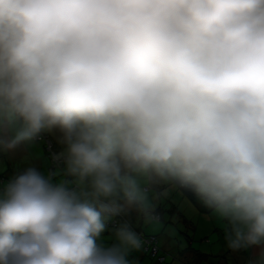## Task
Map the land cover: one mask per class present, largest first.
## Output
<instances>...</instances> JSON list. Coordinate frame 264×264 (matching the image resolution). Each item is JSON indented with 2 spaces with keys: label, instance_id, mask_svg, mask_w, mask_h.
<instances>
[{
  "label": "clouds",
  "instance_id": "1",
  "mask_svg": "<svg viewBox=\"0 0 264 264\" xmlns=\"http://www.w3.org/2000/svg\"><path fill=\"white\" fill-rule=\"evenodd\" d=\"M0 264H135L169 190L264 264V0H0ZM111 232V235H105Z\"/></svg>",
  "mask_w": 264,
  "mask_h": 264
},
{
  "label": "rangeland",
  "instance_id": "2",
  "mask_svg": "<svg viewBox=\"0 0 264 264\" xmlns=\"http://www.w3.org/2000/svg\"><path fill=\"white\" fill-rule=\"evenodd\" d=\"M9 166L8 161H3L0 175ZM157 209L161 216L160 222L155 226L144 225L149 232L146 234H156L161 229L158 233L162 236L161 251L158 257L147 255L146 264H159L158 258L163 254H167L165 256L168 261L164 264H178L184 254L188 259L192 258V261L194 258L195 261L199 260L201 264H235L232 262L233 252L224 249L215 219L201 215L195 205L176 188L170 189L167 198L158 202ZM140 223L143 224L142 221Z\"/></svg>",
  "mask_w": 264,
  "mask_h": 264
},
{
  "label": "crops",
  "instance_id": "3",
  "mask_svg": "<svg viewBox=\"0 0 264 264\" xmlns=\"http://www.w3.org/2000/svg\"><path fill=\"white\" fill-rule=\"evenodd\" d=\"M51 139L53 140L52 137ZM3 161L9 162V165H10L9 167L12 169L13 173L16 171L17 167L23 165V163H29V162L34 163L35 165L41 168L50 166V163L45 155L44 147L42 144H39V143H34L33 145H30L26 148H22L13 158L9 159L8 157H5ZM204 216H208L209 218L212 217L211 214L204 215ZM127 218L130 220V222L136 229L141 230L144 233H149L148 230L145 228V225L140 223V220H138L135 214ZM160 230H157L156 234H152V235H159L158 233H160ZM160 240H162V236H160ZM166 248L167 247H165V249ZM224 249L228 250L226 247H224ZM136 254L138 253H135L133 255H136ZM230 257L231 256L229 255L228 258ZM247 257L248 255L246 253H232V258H233L232 262L235 264H248ZM243 258L245 259L243 260ZM194 259L192 261V258L188 259L184 254L182 258L180 257L178 264H193L196 262ZM133 260L135 261V264H146L145 263L146 257H143V256H140V258L138 259L134 257ZM197 264H201V263L197 262Z\"/></svg>",
  "mask_w": 264,
  "mask_h": 264
},
{
  "label": "trees",
  "instance_id": "4",
  "mask_svg": "<svg viewBox=\"0 0 264 264\" xmlns=\"http://www.w3.org/2000/svg\"><path fill=\"white\" fill-rule=\"evenodd\" d=\"M35 143H40V144L43 145L44 151H45V155H46L47 159L50 157L51 153L56 149V145H55L54 141L51 139L50 136H47V135H45L42 138L38 139ZM49 144L51 145V148H50L51 150H49ZM49 167H51V165ZM13 174L14 173H13L12 169L9 167V169H7L3 174L0 175V181H6L8 179V177H10ZM176 190L179 193H181L192 204H194L195 207L197 208V210L200 212L201 215H208V214H210L200 204V202L196 199V197L191 192L183 191V190H180L178 188H176ZM124 219H127L130 222V220L127 217H117V219H116L115 222L118 223V222H120V221H122ZM134 229L137 231V233L139 235H141V237L143 238V240H144L145 243H144L143 249L141 251L137 252L138 254L132 255V259H134V257L136 259H138V258H140V256L147 257V255H149V254H151L153 257H158L159 256V253L161 251V248H160V242H161L160 236L159 235L146 234L143 231L136 229L135 227H134ZM106 235H111V232H106ZM155 248L157 250L156 253L154 252ZM165 255H167V254H163V256H161V257L158 258V263L159 264H164V263H167L168 262L166 260V256ZM197 262L199 263L200 261L198 260V261H196L193 264H197Z\"/></svg>",
  "mask_w": 264,
  "mask_h": 264
},
{
  "label": "built area",
  "instance_id": "5",
  "mask_svg": "<svg viewBox=\"0 0 264 264\" xmlns=\"http://www.w3.org/2000/svg\"><path fill=\"white\" fill-rule=\"evenodd\" d=\"M50 148H51V145L49 144V150H51ZM116 223H117V222H114V223L111 225V227H115V224H116ZM156 251H157V250H156V248H155L154 252L156 253Z\"/></svg>",
  "mask_w": 264,
  "mask_h": 264
}]
</instances>
